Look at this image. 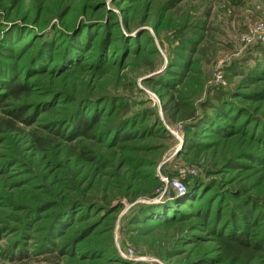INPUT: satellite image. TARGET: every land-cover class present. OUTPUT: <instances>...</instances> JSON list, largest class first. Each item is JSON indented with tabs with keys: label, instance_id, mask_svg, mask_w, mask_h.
<instances>
[{
	"label": "rangeland",
	"instance_id": "374dc122",
	"mask_svg": "<svg viewBox=\"0 0 264 264\" xmlns=\"http://www.w3.org/2000/svg\"><path fill=\"white\" fill-rule=\"evenodd\" d=\"M170 1L0 0V43L12 25L21 32L10 49L0 45V60L21 71L39 43L60 41L44 71L29 73L26 100L52 107L32 127L0 131V264H264L230 260L198 212L208 200L221 220L231 211L240 219L242 199L247 209L251 198L260 221L241 225L249 239L264 238V96H254L264 91V72L248 82L229 70L263 66L264 28L256 27L264 0ZM91 28L79 66L59 67L63 46L79 33L84 43ZM81 112L98 115L90 131L97 138L69 143L44 128ZM121 130L131 139L116 140ZM187 176L197 179L189 185L197 196L162 219L161 207L187 193ZM63 245L71 251L61 254Z\"/></svg>",
	"mask_w": 264,
	"mask_h": 264
},
{
	"label": "trees",
	"instance_id": "16d2710c",
	"mask_svg": "<svg viewBox=\"0 0 264 264\" xmlns=\"http://www.w3.org/2000/svg\"><path fill=\"white\" fill-rule=\"evenodd\" d=\"M176 1L179 0H171L169 4L175 5ZM11 30L8 31L7 34H9L7 37H5V40L3 43H0V45L4 47V49L8 50L10 47L8 46V43H10L13 39V37L19 36L21 34L20 30L17 28V25H12ZM17 28V29H16ZM13 30L15 31L13 35ZM94 33L92 28L89 30H86V33L84 35V43L81 42L82 34H75L74 37L69 41L70 43H66L62 51L59 52L58 56V62L59 67L64 65L72 67L79 66L78 59L80 58V53L82 49H86L88 47L90 38L92 37L91 34ZM11 40V41H10ZM54 43H52L51 40L44 41L43 43H39L38 50H36L38 53H36L31 61L26 62L25 68H22L21 71H19V67L15 66L14 63L0 60V131L3 129V127L6 129V131H14L16 130L20 125L32 127L33 124H38L37 117L42 111L49 110V108L52 107V104H47L44 106V108L40 109L41 106H39L38 103L34 104L35 106H31V102L26 100L30 98V95L32 93V84L29 82V73L31 71L37 73L44 71V65H46L48 62V59L50 57L49 52L52 50H55L54 46L57 45V43H60L59 40L54 39ZM105 43V42H104ZM5 44V45H4ZM57 47V46H56ZM62 46H58L60 48ZM24 49V50H23ZM260 52V59L259 57L256 58L259 59L260 63L263 64V66L258 65L257 68L254 70L248 72L245 71V68L248 67L244 65L242 67L241 64H236V66L231 65L229 70H231L234 74H238L241 72V75H243V72L247 75V79L244 77V80H248V82L254 81L255 74L258 73V69L260 68L261 71L264 72V47L259 48ZM58 51V50H57ZM10 52V51H9ZM24 54H27V46L22 47L16 57L23 56ZM0 55H6V52L4 53L2 50L0 51ZM12 56V54H8ZM6 57V56H5ZM102 63V62H101ZM6 66V68H4ZM46 67V66H45ZM27 69L29 71H27ZM15 72L17 73L15 75ZM248 72V73H246ZM22 75L21 79H18V76L20 77ZM258 78V77H257ZM48 92V91H47ZM263 93L256 94L254 96L260 97L264 96V91H261ZM58 93V92H57ZM55 94V93H54ZM223 92L218 90L215 95V97L219 99H223ZM52 96L48 97L51 98ZM225 101V100H224ZM36 102V101H33ZM46 103V102H44ZM44 105V104H43ZM206 107H212V104L209 102H205ZM137 113L136 118L139 117V112ZM71 113L70 116L66 115L64 118H61V120H54L50 121L49 124L44 126L45 130L50 132L51 134H54L57 137H60L65 142H74L77 140H82V138H97V135H93L90 133V131L93 129V127L98 123L99 117L98 115H92V116H86L82 112L81 113ZM133 114V113H132ZM203 120V119H202ZM202 120H198L195 123V130L196 128H201L203 125ZM206 125L209 126L210 130H214L216 132L221 133L223 130H221L218 126H212L215 125L214 123L208 124L206 122ZM264 125L261 126V132L262 134L261 139L257 137V139L262 140L261 143H264ZM245 126H240L236 129L243 130L244 131ZM253 132V131H252ZM132 133L130 132H124V130H121V132L116 136V140H130L132 137ZM33 136V135H32ZM37 138H40L39 135H37ZM256 138V137H255ZM191 147H197L202 145L200 142H194V144H188ZM263 164H264V158H263ZM185 178L184 180L187 182V179L189 180L187 183V193L181 195V197L178 198H171L167 203L165 204V207H161V211L158 212L159 217H165L168 215V218L170 215H172L173 206L177 202H186L190 203V201L197 196L194 191L191 190L189 185H193L196 183L197 179L195 177H189ZM173 195V194H172ZM70 201H68L67 205H77V203L82 202L79 199L76 198H69ZM250 204L253 207H247L246 204L247 201L242 199L241 206L244 208V215L240 219H238V216L235 214V212H230L227 214V218L225 220H221V212L218 209V207L211 212V204L207 200L204 204L198 207L199 215L202 217V223H204L205 226H208L213 232H216L219 238V243L222 245V249L224 250L225 255L230 260H241V259H248V258H254L258 256L260 259L263 260L264 263V238L256 239L251 238L255 240H251L248 238V234L245 231V228L242 227L241 221L243 220L244 226L247 224L249 226L257 224L258 221H260V214L259 212H255L254 209L256 203L252 201L250 198L249 200ZM54 203V202H53ZM212 203V201H211ZM220 203H218V206ZM173 208V209H172ZM176 210V209H175ZM172 211V212H171ZM147 213V212H145ZM157 213V212H156ZM177 213H180L177 211ZM55 215L57 213H54ZM144 214V213H143ZM213 214V217L211 215ZM63 215L65 213L58 215L57 219L54 220L52 225L48 228V233L50 234V237H53L54 233L58 230V226L63 225L65 222L63 220ZM229 215V216H228ZM157 216V215H156ZM61 217V218H60ZM157 219V218H155ZM60 220L64 222H60ZM88 228H85L82 231V234L84 235L86 233ZM0 239H1V233H0ZM52 239V238H51ZM47 240V244L51 247H54V243L52 241ZM45 243L41 244V247L43 249H48V251L52 252V249H50ZM69 245V243H68ZM68 245L59 246L56 249L59 250L61 254L62 252L69 253L71 249H69ZM68 246V247H67Z\"/></svg>",
	"mask_w": 264,
	"mask_h": 264
},
{
	"label": "built area",
	"instance_id": "2783aa9c",
	"mask_svg": "<svg viewBox=\"0 0 264 264\" xmlns=\"http://www.w3.org/2000/svg\"><path fill=\"white\" fill-rule=\"evenodd\" d=\"M263 28H264L263 23H258V24H257V27H256L257 30H259V29L261 30V29H263ZM242 40L249 41L250 38H249L247 35H243V36H242Z\"/></svg>",
	"mask_w": 264,
	"mask_h": 264
}]
</instances>
